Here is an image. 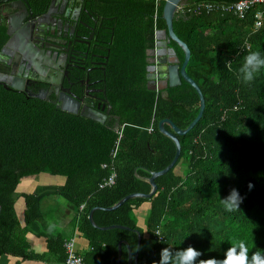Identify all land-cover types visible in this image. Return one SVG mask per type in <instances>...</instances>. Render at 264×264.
Returning a JSON list of instances; mask_svg holds the SVG:
<instances>
[{
    "label": "trees",
    "instance_id": "trees-1",
    "mask_svg": "<svg viewBox=\"0 0 264 264\" xmlns=\"http://www.w3.org/2000/svg\"><path fill=\"white\" fill-rule=\"evenodd\" d=\"M30 1L34 9L46 4ZM165 1L109 0V13L120 20L105 74L112 107L105 122L18 90L0 89V255L42 256L31 249L27 234L43 221L44 199L59 197L75 210L78 229L91 244L82 255L84 264H116L121 240L135 253V229L143 235L138 264H158L162 249L189 246L201 253L199 260L227 264L228 250L240 241L247 245L249 262L255 253L264 257V69L250 84L237 78L248 51L264 54V22L260 29L254 27L262 4L249 9L245 18L197 10L207 2L238 0H189L176 13L175 32L191 49L187 72L201 87L206 108L188 133L178 135L181 155L156 178L158 191L106 209L130 193L150 192L151 171L173 160L176 143L159 130V121L170 118L186 128L200 109L199 94L185 79L173 87L149 82L148 50L157 48L156 31L167 29ZM7 39L6 28H0V49ZM170 45L182 64L183 49L175 41ZM40 174L66 181H45L33 192L25 189V180ZM232 189L243 200L239 210L226 212L221 199ZM22 204L24 223L18 215ZM145 204L149 208L141 217ZM94 207L99 226L129 228L93 226L89 213ZM69 238L50 239V251L63 264ZM122 248L120 264H129L127 244Z\"/></svg>",
    "mask_w": 264,
    "mask_h": 264
},
{
    "label": "flooded vegetation",
    "instance_id": "flooded-vegetation-1",
    "mask_svg": "<svg viewBox=\"0 0 264 264\" xmlns=\"http://www.w3.org/2000/svg\"><path fill=\"white\" fill-rule=\"evenodd\" d=\"M28 1L30 5L28 4L27 15L30 19H25L24 24L30 22L32 41L62 71L60 83L50 84L37 76H31L26 63L16 54L11 57L1 55L6 41L0 49V89H14L11 87L12 83H24L34 94L47 92L51 100L47 101L54 103L58 99L55 87L59 85L60 93L67 91L79 99L80 109L88 106L98 112L104 108L106 112L111 104L107 98L105 74L109 51L115 47L120 20L114 11L109 13V0H46L45 6L40 3L38 9H34L31 1ZM5 4H0V28L5 27L7 33L8 19L12 14ZM23 26L25 25L22 24L20 28ZM149 60H152L151 56ZM154 63L160 74L162 71L159 68L163 66L157 59H154ZM43 75L49 76L47 73ZM149 82L153 87L150 79ZM162 83L164 82L158 79L157 85L162 86ZM20 92L28 95L26 91ZM109 115L111 116V110L108 117Z\"/></svg>",
    "mask_w": 264,
    "mask_h": 264
},
{
    "label": "water",
    "instance_id": "water-1",
    "mask_svg": "<svg viewBox=\"0 0 264 264\" xmlns=\"http://www.w3.org/2000/svg\"><path fill=\"white\" fill-rule=\"evenodd\" d=\"M189 0H166L164 9H163V17L166 21L167 29H158L156 31V38H157V61L160 65H162L161 73L158 74L156 70H158L157 66L154 63V52L150 50V56L152 60L148 66V77L151 83L154 84L156 87L158 84V79L161 80L162 87L168 86H178L182 83V79H185L189 82L198 92L200 97V109L198 115L195 119L186 127L181 128L179 127L173 120L170 118H164L159 121V130L164 133L165 135L169 136L174 140L176 143V154L171 161V163L162 170L158 171H151V176L148 178L152 188L151 191L148 193L145 192H133L126 196H124L120 201L116 204L106 207L108 210H115L121 205H123L127 200L135 197H143V198H151L157 191H158V183L156 178L166 174L169 170H171L175 164L177 163L181 151L182 145L179 140L178 135H184L188 133L202 118L204 110L206 108V100L205 96L202 92L201 87L199 84L189 75L187 72V65L189 63L191 57V49L188 44L183 41L175 32L174 29V18L176 13L178 12L179 6L182 4H186ZM5 4L6 7H9L10 18L8 19V29L7 34L9 36L5 46L1 50V55L11 57L15 55L19 58H22V61L26 63V67L29 68L31 76H37L38 79L46 81L50 84L52 83H60V78L62 71L58 69V65H54L52 61H50L44 54L43 51L39 50V46L32 41L30 36L31 31V24L30 22L24 24L25 19L29 20L30 16L27 15L28 11V0H4L0 2V4ZM30 5V4H29ZM23 11V12H22ZM41 21V20H40ZM39 22V20L37 21ZM25 25L22 28L21 25ZM171 41H175L184 51V61L181 64L180 59L178 57L177 51L174 47L170 45ZM0 62H2L0 60ZM50 68H55L56 70H51ZM47 73L49 76H44L43 74ZM156 73V74H155ZM58 75V76H56ZM7 87V86H6ZM11 87L20 91H26L29 96L38 97L41 99L50 100L47 95V92L41 91L39 94H34L30 90H28L24 83H12ZM10 88V87H7ZM55 93L58 96V99L54 101L58 108L62 110H66L72 113H80L81 115L88 117L92 120L97 122H105L108 118V113L111 110V106H109L108 110L104 112V108L101 112L90 108L88 106H84L80 109V101L77 98L71 96V94L67 91L59 92V85L55 87ZM51 101V100H50ZM167 125L172 127V130L167 128ZM97 207L91 209L89 213V219L93 226L102 228V229H109L115 227H123L129 228L128 226L121 225V224H112L109 226H99L95 219H94V211ZM138 234V245L136 252L133 253L132 248L128 245L127 241L121 240L119 242V254L116 264L121 263L122 253H123V243L127 244L129 249V264H138V257H139V250L142 245L143 235L139 229H135Z\"/></svg>",
    "mask_w": 264,
    "mask_h": 264
},
{
    "label": "crops",
    "instance_id": "crops-1",
    "mask_svg": "<svg viewBox=\"0 0 264 264\" xmlns=\"http://www.w3.org/2000/svg\"><path fill=\"white\" fill-rule=\"evenodd\" d=\"M49 180L52 182H48ZM45 181H47L46 183L61 182L59 184H63L66 180L63 177L52 176V178H49L46 174H40L27 178L24 182V187L33 192L38 184L41 182L45 183ZM49 198L43 201L44 218L42 223L38 228H34L33 231L27 234L31 249L42 256L23 258L11 254H2L0 255V264H63L60 260V255L55 253V251H50V239L58 236L63 241L68 237L73 238L77 252L82 255L89 253L91 244L89 239L78 229L75 210L71 208L66 200H61L59 197ZM45 207H47L46 213H44ZM148 208L149 205L145 204L141 210V217H144L142 215L147 213ZM25 209L26 206L24 204L20 205V213L18 215L23 223L25 221ZM50 225L55 226L51 233L49 232Z\"/></svg>",
    "mask_w": 264,
    "mask_h": 264
},
{
    "label": "clouds",
    "instance_id": "clouds-1",
    "mask_svg": "<svg viewBox=\"0 0 264 264\" xmlns=\"http://www.w3.org/2000/svg\"><path fill=\"white\" fill-rule=\"evenodd\" d=\"M226 67L231 71V62H228ZM262 69H264V54L260 51H248L238 69L237 78L244 84H250L260 74ZM249 187L251 188L252 185H249ZM242 200L243 197H241L239 191L232 189L231 194L227 198L221 199V205L226 212H234L240 209ZM54 227V225L49 226L50 233ZM200 256L201 253L192 246L179 250L164 248L160 253L158 264H197ZM199 264H218V262L215 258H210L199 260ZM227 264H264V257H261L260 253H255L251 262H249L247 245L244 241H240L228 250Z\"/></svg>",
    "mask_w": 264,
    "mask_h": 264
},
{
    "label": "built area",
    "instance_id": "built-area-1",
    "mask_svg": "<svg viewBox=\"0 0 264 264\" xmlns=\"http://www.w3.org/2000/svg\"><path fill=\"white\" fill-rule=\"evenodd\" d=\"M161 0H157V2H160ZM257 4L264 5V0H238L233 3H223V2H207L200 4L197 7V10L202 11L203 8H205L207 11H214V10H221V11H229L236 14L239 18H245L247 12L249 9H251L253 6ZM186 4H182L179 6L178 12L180 10L183 11ZM264 22V11L258 10L255 15V23L254 27L255 30H258L262 27ZM156 49L154 52V59H157ZM157 88L160 87V84L156 86ZM149 130H153L152 127L149 128ZM109 184V183H108ZM65 248L67 253V258L65 260L64 264H84V259L82 254L77 252L74 239L69 238L65 241Z\"/></svg>",
    "mask_w": 264,
    "mask_h": 264
},
{
    "label": "rangeland",
    "instance_id": "rangeland-1",
    "mask_svg": "<svg viewBox=\"0 0 264 264\" xmlns=\"http://www.w3.org/2000/svg\"><path fill=\"white\" fill-rule=\"evenodd\" d=\"M54 180H55V179H54ZM40 181H44V180H40ZM59 183H61V182H53L52 184H57V185H58ZM40 184L42 185V184H44V183L41 182ZM49 207H50V206H49ZM48 210H49V209H48ZM46 212H47V207H45V212H44V213H46Z\"/></svg>",
    "mask_w": 264,
    "mask_h": 264
}]
</instances>
